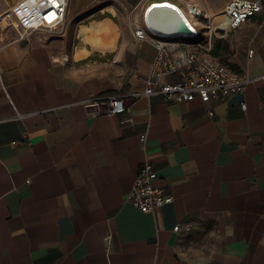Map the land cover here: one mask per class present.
<instances>
[{"label":"crops","instance_id":"obj_1","mask_svg":"<svg viewBox=\"0 0 264 264\" xmlns=\"http://www.w3.org/2000/svg\"><path fill=\"white\" fill-rule=\"evenodd\" d=\"M109 1L69 0L58 33L0 38V264H264V81L207 103L141 98L132 124L97 115L88 99L141 91L156 52ZM113 1L138 19L152 0ZM248 24L242 69L264 75V18L226 36ZM144 161L173 198L153 212L126 201Z\"/></svg>","mask_w":264,"mask_h":264},{"label":"built area","instance_id":"obj_2","mask_svg":"<svg viewBox=\"0 0 264 264\" xmlns=\"http://www.w3.org/2000/svg\"><path fill=\"white\" fill-rule=\"evenodd\" d=\"M155 1L176 8L174 10L188 24L190 33L166 32L153 26L150 12ZM68 4L69 0H10L4 12L11 16L13 21L9 28L16 31L17 38L26 39L40 32H60L66 23ZM258 14L264 18V0H229L216 13H211L203 0H152L138 19L134 18L135 11L129 13L123 9L132 36L140 41H149L156 49L146 74H133L143 89L133 93H102L88 99V107L97 115L106 113L119 117L121 125L132 124V105L141 98L158 95L167 102L198 98L207 103L219 96L243 91L255 79L264 81V75L251 76L248 70L233 72L211 55L214 37H225ZM246 55L249 63L254 55L251 45L247 47ZM241 109L246 110V103L241 104ZM208 114L213 112L209 110ZM17 117H22V114L17 113ZM22 141L29 142L27 134L23 135ZM156 178L153 165L144 161L126 201L147 212L172 202V195L155 184ZM177 229L178 225L174 227Z\"/></svg>","mask_w":264,"mask_h":264},{"label":"rangeland","instance_id":"obj_3","mask_svg":"<svg viewBox=\"0 0 264 264\" xmlns=\"http://www.w3.org/2000/svg\"><path fill=\"white\" fill-rule=\"evenodd\" d=\"M9 3V0H0V12L5 9ZM113 4L114 8H117V14L121 15L123 13L122 6L113 0L108 2ZM6 31L0 30V38L6 40L9 38L17 37L18 34L13 29H7V33L3 35ZM236 35V34H235ZM233 34L226 36L225 38L214 37L213 38V55L216 56L220 62L227 65L229 69L233 72H243L242 66L246 68V47L248 43L254 38L255 31L253 26L248 24L246 27L239 30V35L235 36Z\"/></svg>","mask_w":264,"mask_h":264},{"label":"bare ground","instance_id":"obj_4","mask_svg":"<svg viewBox=\"0 0 264 264\" xmlns=\"http://www.w3.org/2000/svg\"><path fill=\"white\" fill-rule=\"evenodd\" d=\"M161 2V1H160ZM160 2H157V1H155L154 3H156V4H154V6H152L153 7V9L154 8H157V11L155 12V16H154V19L151 21V23H152V25L153 26H155V27H160V28H165V27H167L168 25H169V23H170V17H171V11L169 10V9H176V8H174L173 6H171L170 4H168V3H160ZM110 9V11H112L113 13H115L116 14V9L114 8V6L113 7H110L109 8ZM151 10V12H150V14L152 13V11H154V10ZM3 15H5V13L4 14H1L0 15V18L3 16ZM136 18H138V17H136ZM185 21H186V23H190L189 22V20L187 19H185ZM100 23V22H99ZM113 23V22H112ZM96 24V23H95ZM188 25V24H187ZM190 25V24H189ZM99 26V25H98ZM81 35V34H80ZM94 45H95V43H94ZM84 52V51H83ZM88 54V53H87Z\"/></svg>","mask_w":264,"mask_h":264},{"label":"water","instance_id":"obj_5","mask_svg":"<svg viewBox=\"0 0 264 264\" xmlns=\"http://www.w3.org/2000/svg\"><path fill=\"white\" fill-rule=\"evenodd\" d=\"M151 15H150V20L152 21L155 16V12L157 11V8L153 9ZM171 11V17H170V23L167 27L165 28H160L159 29L166 31V32H182V33H190L189 28L181 18V16L173 9H169Z\"/></svg>","mask_w":264,"mask_h":264},{"label":"trees","instance_id":"obj_6","mask_svg":"<svg viewBox=\"0 0 264 264\" xmlns=\"http://www.w3.org/2000/svg\"><path fill=\"white\" fill-rule=\"evenodd\" d=\"M214 46V45H213ZM211 54L213 55V47H212V50H211Z\"/></svg>","mask_w":264,"mask_h":264}]
</instances>
